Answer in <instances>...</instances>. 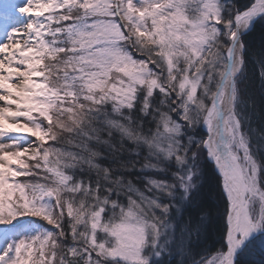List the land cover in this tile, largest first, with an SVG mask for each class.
<instances>
[{
	"label": "snow or ice",
	"instance_id": "obj_1",
	"mask_svg": "<svg viewBox=\"0 0 264 264\" xmlns=\"http://www.w3.org/2000/svg\"><path fill=\"white\" fill-rule=\"evenodd\" d=\"M0 264H264V0H0Z\"/></svg>",
	"mask_w": 264,
	"mask_h": 264
}]
</instances>
